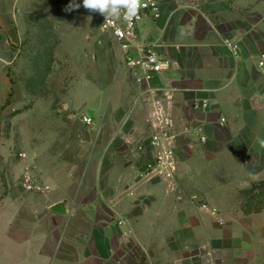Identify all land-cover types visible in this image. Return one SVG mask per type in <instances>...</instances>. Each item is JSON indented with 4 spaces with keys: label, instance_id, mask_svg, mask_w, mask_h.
<instances>
[{
    "label": "crops",
    "instance_id": "1",
    "mask_svg": "<svg viewBox=\"0 0 264 264\" xmlns=\"http://www.w3.org/2000/svg\"><path fill=\"white\" fill-rule=\"evenodd\" d=\"M159 9L158 18L148 16L138 27L140 40L172 62L151 83L173 88L176 119H196L206 137L192 148L183 141L177 150L182 198L166 181L141 180V160H121L124 139L145 122L120 113L119 130L109 119L107 140L89 151L97 182L60 185L48 178L43 192L21 191L22 199L13 191L10 199L2 183L0 264H264V209H234L233 194L264 178V74L257 66L264 53V0H161ZM224 39L239 45V55L228 52ZM195 99L208 107L192 113ZM221 154L244 165L234 190L215 188L200 164ZM113 158L122 164L107 160ZM94 159L109 166L98 167ZM193 197L216 206L225 223L198 209ZM60 202L64 212L53 209Z\"/></svg>",
    "mask_w": 264,
    "mask_h": 264
},
{
    "label": "rangeland",
    "instance_id": "2",
    "mask_svg": "<svg viewBox=\"0 0 264 264\" xmlns=\"http://www.w3.org/2000/svg\"><path fill=\"white\" fill-rule=\"evenodd\" d=\"M70 2L0 0V196L4 194L2 183H6L11 189L10 199L12 191L16 199L24 198L20 175L27 164L41 187L36 190L39 192L47 187L43 181L48 178H56L60 185L97 182L99 176L89 171L88 154L94 148L99 150L104 138L107 140L108 136H103L105 124L110 119L118 131L115 121L120 113H128L134 123L144 120L145 111L135 96L124 53L101 29L97 15L83 8L82 0H75L81 4L79 9L65 11ZM107 105L109 116L104 111ZM84 115L92 117L94 123H84ZM147 136L145 126L129 141L124 139V163L141 160L136 145ZM107 160L116 166L121 163L115 158ZM92 163L101 168L109 166L101 159ZM200 164L210 172L215 188L221 184L234 190L245 172L240 160L222 154L205 158ZM140 179L168 182L161 177ZM253 184H264V178L233 193L237 202L234 209H241L244 201L241 190ZM192 199L217 208L204 199Z\"/></svg>",
    "mask_w": 264,
    "mask_h": 264
},
{
    "label": "built area",
    "instance_id": "3",
    "mask_svg": "<svg viewBox=\"0 0 264 264\" xmlns=\"http://www.w3.org/2000/svg\"><path fill=\"white\" fill-rule=\"evenodd\" d=\"M161 0H142V7L139 15L130 20L119 19L110 20L106 23L105 17L94 12L100 20L101 29L119 46L121 51L127 54L125 65L135 90V96L143 107L144 121L148 136L145 141L136 145L137 152L142 161V179H152L161 177L168 181L169 190L178 192L177 197L181 198V189L175 179L176 175V153L184 141L188 148H192L196 142H204L206 137L202 134V127L198 125L191 127L196 119L185 118L178 121L174 115V89L167 86L152 85L151 79L167 70L172 62L165 56L159 54L152 44L142 42L139 37L138 27L146 17L158 18L160 15ZM224 47L233 56L240 53V47L235 41L224 39ZM131 49L136 50L135 55H131ZM257 66L264 74V53H261ZM208 107L206 101L195 99L191 104V112L194 113ZM84 123L91 125L94 123L92 117L84 115ZM225 119L221 118V122ZM191 133L195 134L194 137ZM141 153V154H140ZM22 157L26 154L22 153ZM21 188L25 192L40 189L33 174L30 164H27L20 176ZM198 209H203L213 216H220L215 207L195 203ZM219 221L222 222L221 216Z\"/></svg>",
    "mask_w": 264,
    "mask_h": 264
},
{
    "label": "clouds",
    "instance_id": "4",
    "mask_svg": "<svg viewBox=\"0 0 264 264\" xmlns=\"http://www.w3.org/2000/svg\"><path fill=\"white\" fill-rule=\"evenodd\" d=\"M82 6L89 12H97L105 17L106 23L110 20L119 19L130 20L138 17L142 0H82ZM81 7V4L75 0L65 8V11L71 12ZM264 144V141L261 142Z\"/></svg>",
    "mask_w": 264,
    "mask_h": 264
},
{
    "label": "trees",
    "instance_id": "5",
    "mask_svg": "<svg viewBox=\"0 0 264 264\" xmlns=\"http://www.w3.org/2000/svg\"><path fill=\"white\" fill-rule=\"evenodd\" d=\"M259 186L253 184L250 189L241 190L244 201L241 202L240 208L244 213H257L264 209V184ZM256 189H258L257 193L254 192Z\"/></svg>",
    "mask_w": 264,
    "mask_h": 264
},
{
    "label": "water",
    "instance_id": "6",
    "mask_svg": "<svg viewBox=\"0 0 264 264\" xmlns=\"http://www.w3.org/2000/svg\"><path fill=\"white\" fill-rule=\"evenodd\" d=\"M199 124H200V123H199L198 121H195L193 124H191V127H192V128H195V127H197ZM53 209H54L55 211H58V212H64V203H63V202H60V203H58V204H55V205L53 206Z\"/></svg>",
    "mask_w": 264,
    "mask_h": 264
}]
</instances>
